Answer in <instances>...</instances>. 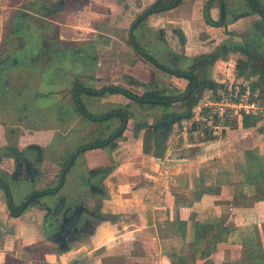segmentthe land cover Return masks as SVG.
Listing matches in <instances>:
<instances>
[{
    "label": "crops",
    "instance_id": "crops-1",
    "mask_svg": "<svg viewBox=\"0 0 264 264\" xmlns=\"http://www.w3.org/2000/svg\"><path fill=\"white\" fill-rule=\"evenodd\" d=\"M90 1L79 12L86 26L68 30L79 37L67 39L74 42L69 44L71 51L73 46H85L86 54H80L86 57L65 64L69 69L61 72L53 61L52 69L42 72L44 80L32 83L34 67L23 84L29 78L38 91L30 94L21 86V98L13 95L11 101V88H6L9 98L4 106H20L16 109L23 114L20 120L30 118L32 125L28 121L0 123V179L4 183L0 185V232L3 229L5 237L25 238L23 243L28 245L42 240L38 231L46 225L47 207L58 205L61 220L82 207L86 212L80 224L93 245L91 254L109 246L123 259L132 258L133 264H264V86L259 75H251L249 69L246 76L236 77L243 83L253 80L252 89L258 87L262 95L259 110L235 114L225 132L201 129L192 116L172 127L165 120L175 114L173 106L179 103L187 107L180 114L189 111L185 101L198 87L187 99H179L194 87L189 89L190 81L184 78L193 65L229 39L233 44L245 38L253 41L244 33L241 42L232 37L238 26L249 23L253 27L255 12L263 22L264 16L256 9L248 16L227 20L226 12L214 2L212 20L224 21L223 26L214 27L204 16L208 0H184L160 12L152 11L156 0ZM210 32L217 34L213 49L205 43L212 40ZM260 42L262 54L264 43ZM160 43L166 51L155 50ZM67 54L66 59L72 61L73 56ZM163 59L180 64L189 61L190 65L178 72ZM170 82L173 86L163 85ZM45 83L53 89L48 90ZM186 85L177 99L147 100L152 108L134 97H170L172 90ZM223 88L210 90L216 94ZM108 115L116 116L107 120ZM144 125L157 127L149 153L145 152L148 132ZM111 135L103 145L80 149ZM24 168L28 172L21 173ZM47 191L54 195L45 196ZM35 192L42 196L38 204H30ZM60 200L71 207L61 210ZM16 206L22 207L18 214ZM31 230L36 236L30 235ZM24 231H28L26 237Z\"/></svg>",
    "mask_w": 264,
    "mask_h": 264
},
{
    "label": "rangeland",
    "instance_id": "rangeland-1",
    "mask_svg": "<svg viewBox=\"0 0 264 264\" xmlns=\"http://www.w3.org/2000/svg\"><path fill=\"white\" fill-rule=\"evenodd\" d=\"M93 1V0H91ZM90 1V2H91ZM160 9H164L169 5L179 4L180 1L184 0H161ZM209 1V0H208ZM260 3V7L264 10V0H257ZM215 2L225 3V8L223 9L226 12V17H229L231 20L236 16H240L244 13L252 14L255 12L251 7H249L247 0H216ZM89 0H0V123H9L10 125H18L17 122H29L30 118L26 120H20L23 114H20V111L17 112L16 109L20 110V106H10L7 105L5 107L7 98H9L8 93H6V88L10 89V100L13 95L19 96L21 98L24 94V91L32 93L31 91H38V85H34L38 78H41L44 72H49L51 67L54 66L53 61L57 66V71L66 70L68 71V67L65 64H70L71 62L83 60L86 55H81L80 53H85L87 48L85 46H78L76 49L73 46L72 50H69V44H73L67 39L69 37H79L75 33H70L68 30L76 29V25L78 26H86V18H82L79 15L80 10L83 11L87 7ZM208 3V2H207ZM206 3V4H207ZM182 4V3H181ZM175 7V6H174ZM258 7V6H257ZM45 9L43 12L37 14L40 9ZM153 8V7H152ZM104 8H96L100 12ZM23 13H27L28 17L23 20L22 23H17L16 16L22 15ZM255 12L252 16L254 17L253 27L251 25L245 24L244 26H238V31L236 32V36L232 37L238 42L242 41L241 33L247 35V37L252 38L254 43L261 42L264 43V40L260 34L264 36V24H262V20H259L260 16ZM78 17H81V20H77ZM87 24H89L91 21ZM60 23V24H59ZM264 23V22H263ZM19 25V26H18ZM17 27V28H16ZM16 28L15 35H12L11 29ZM209 32V30H206ZM18 33V34H17ZM206 33V32H205ZM211 42L206 40L205 43L209 45L211 49L214 48L213 42L216 41L215 36H217L216 32H210ZM226 34L228 32H225ZM6 36V38H5ZM82 37H87L86 35H81ZM240 36V37H238ZM19 37V43H16L17 38ZM230 37V36H229ZM15 39V40H14ZM214 39V40H213ZM253 43L252 40H249ZM260 42V43H261ZM65 43V44H64ZM224 43V42H223ZM234 42L232 39H229L228 42L221 44V46H217V48L209 55L203 56L204 58L211 57L220 51V48L226 45L228 48V54L222 56V58L216 60L212 65L205 64L202 67V71L199 72V75H202V80L205 78L207 83L214 85L217 88L221 85L225 87L237 85L239 80H236L235 75V62L240 59H247L244 55L240 53H232L231 48ZM64 45H67L64 48ZM71 46V45H70ZM86 48V49H84ZM161 50L162 52L166 51V47L160 43V45L155 46V50ZM264 50V49H263ZM66 51H68L67 55H72V61L66 59ZM258 50L255 48L254 56L257 59L259 65L264 67V52L262 53V57L259 56L260 53H257ZM51 57L52 61H49L47 57ZM82 56V57H80ZM54 59V60H53ZM47 60V61H46ZM165 64L173 67L174 71L184 72L187 69V66L190 65L189 61L185 63H172V61H168L163 59ZM170 60V59H169ZM200 60V59H199ZM221 60V61H220ZM219 61V63H218ZM40 63L43 65L38 66ZM29 64L31 66L28 69ZM45 64V65H44ZM65 66V68H64ZM36 67V71L31 72V70ZM64 68V69H63ZM40 69V70H38ZM29 70L28 72H26ZM250 71H252L250 69ZM33 73L34 75H29L33 82L30 83L29 78L26 83L24 78L27 77L28 73ZM43 72V73H42ZM64 72V71H63ZM83 72V70H80ZM50 77H47L49 80ZM258 79V77H255ZM44 80V79H43ZM67 80V79H66ZM66 81L65 83H67ZM249 83H254L253 80H249ZM163 85H170L164 84ZM185 85V84H184ZM25 87L26 89L23 91L20 87ZM54 86V85H53ZM48 90H52L53 87L46 83L44 84ZM187 88L183 86L182 90L176 91L172 90L170 93V97L179 98L182 96V91H185ZM63 89V88H62ZM57 90V89H56ZM61 90V88H60ZM213 94L210 89H204L202 94H195L199 101ZM15 100V98L13 97ZM20 102V100H19ZM67 103V102H66ZM184 103V102H183ZM161 108V107H158ZM162 109V108H161ZM187 109L184 104L179 103L176 106H173V112L175 114L184 112ZM36 110V109H35ZM163 110V109H162ZM152 110L150 112L153 113ZM29 113L26 111L24 114ZM162 111H158L157 114L161 115ZM155 114V113H154ZM36 115V114H35ZM29 117V116H27ZM36 122L33 123V126ZM32 125V123H31ZM31 128V127H30ZM89 127H83V130L88 129ZM75 134V133H73ZM78 136H83L84 133H78ZM69 139V138H68ZM21 173L28 172L27 168L21 169ZM62 202V200H60ZM61 210L67 207H71L65 205V203L61 204ZM92 211V207L85 206ZM60 209L57 205V209ZM20 207H15V214H18L20 211ZM63 213L59 215L54 214L48 216V213L44 214L45 227L41 230L39 227L38 233L43 236L42 240H38L36 242H29L30 244L25 245L23 243L25 238L15 239V236L5 237V233L3 229L0 232V264H133L132 258L123 259L120 255H118L114 250H111V247H107L106 249L99 250L95 254H91V250L93 249V245L90 242V239L85 237L83 231V224L79 225L78 237L75 241L69 242L67 248L63 249L60 242L55 241L54 235L60 233L62 228L60 227L63 223V220L60 219ZM15 216V215H14ZM16 217V216H15ZM87 215L84 214L83 219L86 218ZM22 223V222H20ZM9 234V233H8ZM36 232L34 233L31 230L30 235L36 236ZM28 235V231H24V236ZM10 237V238H9ZM34 241L35 238H32ZM27 244V243H26ZM106 250V251H105ZM103 251V252H102Z\"/></svg>",
    "mask_w": 264,
    "mask_h": 264
},
{
    "label": "trees",
    "instance_id": "trees-1",
    "mask_svg": "<svg viewBox=\"0 0 264 264\" xmlns=\"http://www.w3.org/2000/svg\"><path fill=\"white\" fill-rule=\"evenodd\" d=\"M181 2L182 1H180L179 4ZM214 2H215V0H209L208 1L207 5L205 7L204 16H205V19H206V21H207V23L209 25L214 26V27H220V26L224 25V21L221 20L220 22H215V21L212 20V18L210 16V8H211V6L213 5ZM247 2H248L249 7H251L255 11H256V9H259V12L261 13V15L264 16V10L260 7L261 5H260V3L257 0H253V1L252 0H247ZM161 3H162V1L158 0L153 5V9L155 11H159L160 12L159 6H161ZM168 7L170 9H172L173 5H169ZM44 10L45 9L41 8L40 11L37 12V14L44 13L43 12ZM243 16H248V14L244 13ZM27 17H28L27 13H23L22 15H17L16 16V19L18 20L17 23L24 22L23 20H25ZM16 28L11 29L12 35H15ZM5 38H6V36H5ZM16 38H17L16 43H19V39L20 38L19 37H16ZM249 40L250 39L245 38L243 40V43H241V44H233L232 45V48H231V50H232L231 52L232 53H240V54L244 55L247 58V59H240V60L237 61L235 75H236L237 78L238 77H244V76H246L248 74L247 73L248 70L251 69L252 72L250 74L251 75L252 74L253 75H259L261 85L264 86V67L259 65L257 59L255 58L256 56H254V54H253L254 50L256 48L258 50L257 53H260L259 56L262 57L263 54H261V52H260L261 51V46L258 45V43H251ZM227 48L228 47L226 45H224V46H222L220 48V51L218 53H216L215 55H213L211 57L204 58L200 62H196L193 65V67H192L193 70L188 72L187 77H184V78H186V79H188L190 81V88L189 89H191L194 86V82L191 79V76L195 77V79L198 81V89H197L196 93H194L192 96H190V98L188 100L185 101L186 105L189 108V111L187 113H181V114L179 113V114H174L172 116H166L165 120L169 122L170 127H172L175 123L181 122L182 120L192 116V113H191L190 109H192L199 101V98H197V96H195V94H197V93L202 94L204 89H215L216 88V87H214V85L212 86V84L207 83L205 81V78L202 80V75L195 74V72H196L195 70H198L199 66H201V65H205V64L212 65L216 60L221 58L223 55L229 53ZM153 62L162 67V65H160L158 63V61H156L155 59H153ZM173 74H175L178 77H183L185 75V74L183 75V74L178 73V72H173ZM120 91H122V90L120 89ZM109 92L114 93L115 91H109ZM122 92L125 93L127 96H132L133 95V94L129 93L128 91H122ZM134 97L143 100V102L141 103L142 106L143 105L144 106L147 105V106H149L151 108L154 107V105L146 103L147 100H158L160 102H166V101H169V100L177 99V98H173V97L161 96L159 94H157V95H147V96H143V97H137V96L134 95ZM114 116H116V115H112V116L108 115L107 116V120H111ZM98 118H105V116H101V117H98ZM103 128H104L103 125L99 126L100 132H102ZM143 128H147V132H148V134L146 136V140H145V152L149 153L150 152V146H151L150 142H151L152 134H153V132H155V130H157V127H151V126H148V125H144ZM122 134H123L122 132L119 133L117 135V138L121 137ZM102 135L103 134H101V136ZM113 135H116V133H114ZM113 135H111L108 139H105L102 142H99V143H96V144H92V143L91 144H86L83 147H81L80 149L89 150V149L96 148L97 146L103 145L105 142H107L109 139H111L113 137ZM16 155H17L18 158L21 157V153L20 152L19 153L17 152ZM109 170H110V168L105 169L104 173L109 172ZM99 171H102V170H99ZM1 184H4V183L0 179V185ZM55 194H57V193H55ZM46 195L47 196H52V195H54V192L53 191H47L45 193V196ZM41 196H42L41 192L33 193V195L30 198V204H38L39 203V199L41 198ZM63 203H65V200H63L61 202V204H63ZM47 211H48V216L54 215L55 213H58V209L57 208L53 209L51 207H47Z\"/></svg>",
    "mask_w": 264,
    "mask_h": 264
},
{
    "label": "built area",
    "instance_id": "built-area-1",
    "mask_svg": "<svg viewBox=\"0 0 264 264\" xmlns=\"http://www.w3.org/2000/svg\"><path fill=\"white\" fill-rule=\"evenodd\" d=\"M252 83L240 82L221 89L202 99L192 110L194 123L204 130L222 133L228 130L235 114L253 113L259 110L262 91L252 89Z\"/></svg>",
    "mask_w": 264,
    "mask_h": 264
},
{
    "label": "flooded vegetation",
    "instance_id": "flooded-vegetation-1",
    "mask_svg": "<svg viewBox=\"0 0 264 264\" xmlns=\"http://www.w3.org/2000/svg\"><path fill=\"white\" fill-rule=\"evenodd\" d=\"M157 1H158V0H156V2H157ZM215 1H216V0H215ZM156 2H155V3H156ZM155 3H154V4H155ZM181 3H182V2H181ZM181 3H180V4H181ZM180 4L173 5V7H174V6H178V5H180ZM221 8H222V9L225 8V3H221ZM167 9H170V8L166 6L164 9H160V11H161V10H167ZM152 11H155V10L153 9ZM20 208L22 209V207H20ZM80 208H82V207H80ZM21 209H20V210H21ZM78 209H79V207H76L74 210L69 211L68 214L64 215L62 225L65 224L66 222L69 223V222L73 219V217L75 216V213H76V211H77ZM82 209H83V213H85L86 210H85L84 208H82ZM83 213H82V215H83ZM82 215H81V219H82ZM80 221H81V220H80ZM79 225H80V222H79V224H78V225H77L72 231H70V232H67V230H62L60 233L55 234V235H54V239H55V241L60 242V244H61V246H62L63 249L67 248L69 242L75 241V240L77 239V237H78L77 235H78V231H79ZM72 238H73V239H72ZM71 239H72V240H71Z\"/></svg>",
    "mask_w": 264,
    "mask_h": 264
},
{
    "label": "water",
    "instance_id": "water-1",
    "mask_svg": "<svg viewBox=\"0 0 264 264\" xmlns=\"http://www.w3.org/2000/svg\"><path fill=\"white\" fill-rule=\"evenodd\" d=\"M192 79L194 80V83H195L194 87L190 91H188L182 98H180L179 101L187 99L192 93H194L196 91V89L198 87V82H197V80L195 78L192 77ZM82 213H83V209L79 208L76 211L75 216L73 217V219L69 223L66 222L65 224H63L61 226L62 230H67V232L72 231L79 224V222L81 220Z\"/></svg>",
    "mask_w": 264,
    "mask_h": 264
}]
</instances>
